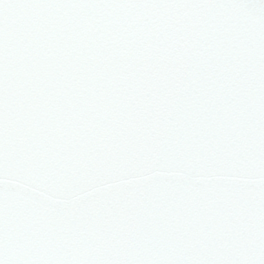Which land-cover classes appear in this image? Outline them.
Listing matches in <instances>:
<instances>
[{"label": "snow or ice", "instance_id": "obj_1", "mask_svg": "<svg viewBox=\"0 0 264 264\" xmlns=\"http://www.w3.org/2000/svg\"><path fill=\"white\" fill-rule=\"evenodd\" d=\"M0 264H264V0H0Z\"/></svg>", "mask_w": 264, "mask_h": 264}]
</instances>
